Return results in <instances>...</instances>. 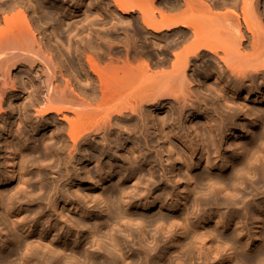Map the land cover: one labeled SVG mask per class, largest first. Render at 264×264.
I'll list each match as a JSON object with an SVG mask.
<instances>
[{"label": "bare ground", "instance_id": "bare-ground-1", "mask_svg": "<svg viewBox=\"0 0 264 264\" xmlns=\"http://www.w3.org/2000/svg\"><path fill=\"white\" fill-rule=\"evenodd\" d=\"M84 7L95 10L93 18ZM22 125L50 133L52 147L27 150L10 141L13 133L25 137ZM3 136L0 230L8 240L0 241V264H17L23 248L22 264H79L81 239L70 260L67 249H56L69 245L67 237L37 230H87L70 208L89 219L100 213L98 226L112 215L107 204L124 227L139 221L137 230H176V249L192 239L204 264H264V0H0ZM227 136L245 140L219 167L204 159L210 147L218 158ZM167 137L180 146L168 148ZM126 147L150 173L132 168L120 154ZM204 160L219 174L189 173ZM91 161L97 173L88 170ZM111 180L116 191H72L75 184L99 191ZM182 181L188 189L180 192ZM59 204L66 206L60 212ZM130 207L159 213L145 220ZM84 244L99 245L95 235ZM142 254L156 262L148 250ZM86 257L115 261L104 249Z\"/></svg>", "mask_w": 264, "mask_h": 264}, {"label": "rangeland", "instance_id": "rangeland-1", "mask_svg": "<svg viewBox=\"0 0 264 264\" xmlns=\"http://www.w3.org/2000/svg\"><path fill=\"white\" fill-rule=\"evenodd\" d=\"M89 2V0H88ZM54 7V6H53ZM69 7V6H68ZM85 8V7H84ZM54 9H57V6L54 7ZM72 9V10H71ZM88 10L89 14L91 15V18L94 17L95 15V10H93V8H85ZM60 11V10H59ZM64 10H62L63 12ZM74 8H71V6L64 11L63 13H66L69 17L70 15L72 16V13L74 15ZM81 14H75V17H73L72 21L73 22H77L76 20H79ZM79 16V17H78ZM93 16V17H92ZM211 85L216 86V84L214 83L213 80H211ZM14 122L13 118L9 119V123L10 125ZM191 122V121H190ZM190 124V123H189ZM21 130L22 132H24L25 137L22 136H18L16 133H13L12 137H10V141L14 140L16 143L21 144L22 146L26 145L27 150H32L33 149H40V150H45V147L51 148L54 141H52V135L50 133H47V131L44 132V130L38 131L37 134H34L35 132H30L28 128L24 127V125L21 126ZM46 133V134H45ZM168 140H170L171 137H167ZM29 140L28 142L26 140ZM172 140H170L171 143L169 146H167L168 148H172L173 146L177 145L180 146V144L173 138H171ZM243 140H245V138H233V136H227V138H225L224 143L222 144L223 149L219 155V157L217 158L214 154V150L212 149V147L208 148L205 151H202L201 148L199 149V151H197V153L194 155L195 161L197 160V158L203 153L204 155V159H207V155H209V157H211L214 161H216L218 167L221 165L222 161L225 159V157L230 156V154L234 151V148L237 147V145L240 144V142H242ZM6 141H8V136H3L0 139V146H3V151L5 150V146H6ZM2 143V144H1ZM175 145H172V144ZM172 146V147H170ZM179 148V147H178ZM236 149V148H235ZM131 150V151H130ZM128 151V152H127ZM134 150L126 147L124 150H121L120 154L121 155H125L124 157L128 156L129 161H130V165L132 166V168L136 169V170H141L142 172L148 174L150 173L149 171L151 170V166H145L143 165V163L141 162H135L134 160L137 157V153L133 154ZM202 151V153H201ZM176 153H174V157ZM3 159L2 161H6L7 159V154H3ZM6 155V156H5ZM134 155V156H133ZM122 156V157H123ZM6 157V158H5ZM123 157V158H124ZM136 157V158H135ZM50 159V157L48 158ZM136 160V161H137ZM171 161V162H170ZM168 161V163L172 164V160ZM104 167L107 164H103ZM102 165V166H103ZM125 165L123 168H116L114 169V172L117 173H122V170L126 169ZM7 166H4V168H6ZM88 170H90L92 173H95L97 171V164L96 162H90V164L87 166ZM171 166L169 165L168 168H170ZM206 161L204 160L202 162L201 167L198 168V170L192 169L190 170L189 173H199V172H204V173H208V174H212V175H217V173L219 171H210L207 170L206 168ZM41 168V165L38 166V169ZM172 168V167H171ZM170 168V169H171ZM180 164H177V169L178 172L180 170ZM173 169H171L170 173L173 172ZM34 171V169H33ZM186 171V169H185ZM98 172V171H97ZM96 172V173H97ZM104 172L106 175L110 174V170L109 169H104ZM158 173V172H156ZM104 174V175H105ZM219 174V173H218ZM172 175V174H171ZM192 175V174H191ZM100 177H98L99 179ZM117 181V179L115 180ZM114 180H111V182L104 184V186H102L101 190H97V188H91L90 185H81V184H75L76 186H74L73 188L76 190H72V191H80L77 193V195H84V193L86 194H95V192H108V191H116L117 190V184L115 183ZM129 181L123 182L124 185L128 186V190H131V185L128 183ZM182 181L180 183V187H179V191L183 192L185 190L183 189H188V187L186 186V183ZM119 183L118 185L121 186ZM163 187V186H162ZM159 188V189H162ZM72 188V189H73ZM158 188L154 190V194L153 196H157L158 192H157ZM183 190V191H181ZM80 193V194H79ZM92 194V195H93ZM82 196H80L82 198ZM85 196V195H84ZM84 200V197L82 198ZM118 200L121 202L123 200H121V198L119 197ZM83 203H85V200L83 201ZM91 204V205H90ZM88 208L92 207V203H90ZM85 205V204H84ZM91 206V207H90ZM100 206H103L99 203L98 201V208H100ZM28 206H25V208H27ZM66 206L63 204H59L58 205V210L59 212L61 210H63L62 208H65ZM85 207V206H84ZM72 216H75L76 218L80 219L82 221V224L84 227H86L87 223H89V228H87V230H80L78 228H76L75 226L70 227V229L68 228L67 225H64V229L63 230H59L58 226H54V223H52V227H54V229L56 230H37L38 232H48L51 231L52 235H54L55 237H57V235H62V239L64 240L65 237H67L69 240V245L68 246H63L60 244V246L56 247V249H67L66 250V259H72V252L74 250H76V240L81 239L82 240V245L81 247L77 248V252H79V264H90L91 260L89 257H86V253H90L92 251H96L99 253H102V250H106L108 251L113 258L115 259L114 264H130L131 260L136 261L137 263H142V264H153L150 262H147L146 258L144 257V255L142 254V250H148L150 255L156 257L154 261H156L154 264H165L166 262H171L172 264H204L202 262V259L199 258L198 256V252H196V250L194 249L193 245H192V239L188 240L187 244L185 246L182 247V249H176L174 244L176 243V236H175V231L176 230H155L156 226L147 228L146 230H137V222L139 221H134L133 224H127V227L131 226L132 229L134 230H125L127 227H124L125 225V219H121V220H117L115 218H113V214H114V210L112 207H110L108 204L106 205V209H107V213H112V215H110V219L109 220H105L103 219V221H101L98 226L95 225L94 221L97 218H100L102 215L98 212H96L93 216H95V218H86L85 216H83L80 212H77L75 209H72ZM68 209V210H70ZM189 211L193 212V213H198L200 208H193V206L189 205ZM96 211L97 208H96ZM129 212L131 214H133V216H137L139 218H144L145 220H149L152 219V217H154L155 215H157L159 213V211H156V213L154 212L153 214L140 209H134V208H129ZM224 212V210H212L210 211V213H214L216 214H222ZM54 218L56 217V214H53ZM45 219L40 220V227H44V228H48V224L45 223ZM62 221H60L59 225H63L64 223H62ZM62 223V224H61ZM56 227V228H55ZM114 230H111V229ZM95 229V230H94ZM29 230H27L26 232L28 233ZM231 231V230H230ZM222 230H216V233H221ZM250 232L252 233L253 230H250ZM95 235V240L98 241L99 245H95L94 247H90L89 245H85V240L88 241L91 239V236ZM21 238L25 239V237L23 235H21ZM53 240L52 237L48 238V241ZM57 238H55L54 242L58 243L56 241ZM8 240V230H0V241H3L4 244H6V241ZM31 241H33V243H36L35 239H32ZM244 240H242L243 242ZM208 246L210 245L209 243L207 244ZM66 247V248H65ZM25 252V248H23L21 251L18 252L17 254V264H22V261H20V257L22 256V254ZM120 252H122L124 254V260L121 259L120 256ZM158 256H163V261L159 262V258ZM159 262V263H157ZM46 264L48 262H45ZM36 264V263H34ZM113 264V263H110ZM218 264V263H216Z\"/></svg>", "mask_w": 264, "mask_h": 264}]
</instances>
